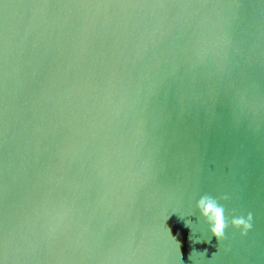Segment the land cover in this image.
<instances>
[{
    "label": "water",
    "instance_id": "obj_1",
    "mask_svg": "<svg viewBox=\"0 0 264 264\" xmlns=\"http://www.w3.org/2000/svg\"><path fill=\"white\" fill-rule=\"evenodd\" d=\"M0 264H264V0H0Z\"/></svg>",
    "mask_w": 264,
    "mask_h": 264
},
{
    "label": "clouds",
    "instance_id": "obj_2",
    "mask_svg": "<svg viewBox=\"0 0 264 264\" xmlns=\"http://www.w3.org/2000/svg\"><path fill=\"white\" fill-rule=\"evenodd\" d=\"M196 213H198V218L203 220L207 226L210 233V237H215L218 240L222 239L225 234V230L228 227V221L225 217V208L218 202L217 199L203 195L201 196L195 204ZM231 226L240 231L241 235H246L252 228V215L251 213L245 215L236 216L231 219ZM191 224L184 223L183 227L185 229H190ZM210 237L206 241L195 240L193 243L208 242L210 243ZM192 240V237H189ZM195 252V251H193ZM193 252L190 254L189 258L192 256ZM206 256V251L201 252Z\"/></svg>",
    "mask_w": 264,
    "mask_h": 264
}]
</instances>
